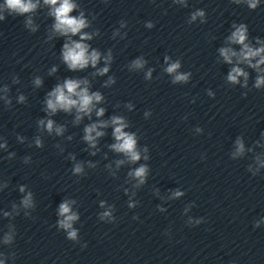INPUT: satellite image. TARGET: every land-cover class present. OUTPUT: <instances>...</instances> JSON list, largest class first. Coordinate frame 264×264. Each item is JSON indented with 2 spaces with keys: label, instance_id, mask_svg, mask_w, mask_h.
Returning a JSON list of instances; mask_svg holds the SVG:
<instances>
[{
  "label": "clouds",
  "instance_id": "obj_1",
  "mask_svg": "<svg viewBox=\"0 0 264 264\" xmlns=\"http://www.w3.org/2000/svg\"><path fill=\"white\" fill-rule=\"evenodd\" d=\"M7 6L10 9L19 11L21 13L31 11L36 7V5L31 3V0H28V2H25V0H6ZM46 3L56 5L57 0H45ZM259 3V0H250L249 7L255 9L257 7V4ZM75 5L71 3V0H62L60 3V6L55 8L54 15L56 16L57 23L55 25L56 29L60 31L62 34H68L72 33L75 35L76 33L80 32V30L84 27H86V22L83 18H76L71 17L68 14L74 9ZM196 15L203 16L204 13L198 12L193 15V19L196 18ZM151 26V25H149ZM247 29L244 25H240L235 32L232 33V36L230 37L231 41L233 43H237L242 45V50L240 52V56L243 58V60L248 61L251 67H258L259 64H264V47L253 49L248 44L245 43L247 39L246 35ZM81 39H90L88 36H82ZM221 55L224 57L225 61L228 63L232 62V57L236 56L237 53L232 51L231 49H221ZM260 57L257 64L252 65L251 60L255 57ZM63 59L68 64V67L70 69H83L86 66H88L89 62L93 66L96 65L98 59H99V53L93 51L91 55L88 54V46L73 41L71 45L65 44L64 50H63ZM137 66H140V62L137 61ZM179 63H173L171 64L166 71L168 73H173L179 68ZM108 69L104 68L101 70V74L104 72H107ZM246 75L242 69L240 68H233L232 71L229 73L228 79L230 81L235 82L237 80L238 76ZM186 75H177L175 79L177 81H183L187 80ZM37 84L40 83V80L38 79L36 81ZM81 81L76 80H66L63 86H57L53 92H51L50 98L47 100V108L51 110L52 113H55L57 109H63L65 111L71 110L73 107H77V110L79 112L83 113H90L91 112V105L93 104V101H100L102 97L99 93H94L92 95H89L88 90L81 89L80 91H77L79 88ZM260 84H264V78H258L257 79V86ZM66 89V91H65ZM76 96L78 99H73L72 97ZM23 99V97H21ZM98 116L103 115V109H100L97 112ZM79 119V117H77ZM43 124L44 122L41 121ZM113 124L118 125L114 130V136L117 141H120V143H117L113 145V148L116 151L124 152L128 154L132 161L138 160L139 154L135 151V138L134 136L126 133L123 131V128L125 127L124 123L120 118H113ZM47 129L49 131L53 128V121L49 120L47 122ZM96 125H92L85 129V132L87 135L85 136V139L89 142L94 141V137L91 135L92 132H96V136H101L103 133L96 131ZM57 133H60L62 129L57 128ZM39 144V141H37ZM76 171L79 172L80 168L77 167ZM145 173V168L141 167L136 170L135 175L137 177H143ZM60 213L61 215H65L66 219L61 222V226L64 228H71V221L76 219L74 215H69L70 208L67 203L61 204L60 206ZM107 214V213H106ZM69 236L71 238H75L76 233L75 231H72L69 233Z\"/></svg>",
  "mask_w": 264,
  "mask_h": 264
}]
</instances>
